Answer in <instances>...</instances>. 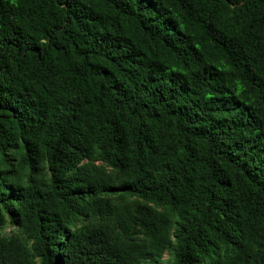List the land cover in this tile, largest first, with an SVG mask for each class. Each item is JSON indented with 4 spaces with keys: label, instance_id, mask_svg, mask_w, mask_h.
<instances>
[{
    "label": "trees",
    "instance_id": "trees-1",
    "mask_svg": "<svg viewBox=\"0 0 264 264\" xmlns=\"http://www.w3.org/2000/svg\"><path fill=\"white\" fill-rule=\"evenodd\" d=\"M0 264H264V0H0Z\"/></svg>",
    "mask_w": 264,
    "mask_h": 264
}]
</instances>
